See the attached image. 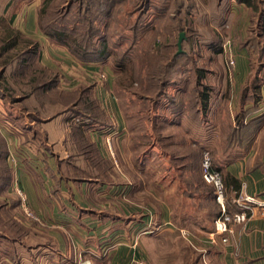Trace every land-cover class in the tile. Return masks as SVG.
I'll return each mask as SVG.
<instances>
[{"label": "rangeland", "instance_id": "rangeland-1", "mask_svg": "<svg viewBox=\"0 0 264 264\" xmlns=\"http://www.w3.org/2000/svg\"><path fill=\"white\" fill-rule=\"evenodd\" d=\"M41 1L0 0V39L12 38L18 29L39 45L20 73L24 76L12 79L11 85L5 81L7 88L0 81V136L9 133L12 138L13 133L18 137L22 135L19 131L39 122L33 117L54 119L58 112L73 106L105 121L103 126L89 125L80 115H72L68 125H75L72 130H77L74 139H82L80 148L70 149L62 139L55 142L54 151L63 145L62 156L70 162L74 157L83 165L81 178L93 182H89L91 187L96 186L91 199L112 205L113 216L120 213L121 200L135 208L122 213L119 221L127 219L126 230L114 235L119 234L125 241L128 234L140 237L150 233L149 239H144L150 263L204 264L199 240L191 238V234H199L202 225L211 226L212 204L202 199L213 195L215 188L203 176L204 154L211 165L223 169L231 157L253 147V143H247L248 135L254 133V119L248 116V110L253 108L243 111V105L255 102L240 95L244 89L261 93L264 90V51H255L248 42L251 37H259L260 11L254 14L237 0H54L42 24L46 29L61 27L93 53L87 63L96 68L84 70L79 67L84 62L66 42L37 27ZM187 4L191 7L185 13ZM222 9H226L225 19L220 23ZM261 33L264 46L262 29ZM242 48L243 59L248 63L238 74L236 57H240ZM13 52L10 49L4 55ZM37 68L45 69L41 73L44 80L53 82L46 95L31 98L29 103L15 101L25 94L20 92L24 87L22 79ZM243 71H249L245 79ZM205 86L209 95L206 112L198 104L199 92ZM86 98L93 99L95 109L85 108ZM260 129H255L254 135ZM10 137L9 146L4 142L7 153L0 159V174H10L13 180L15 170L25 168L24 161L30 155L28 149ZM41 140L45 141L43 135ZM99 182L106 183L105 187H97ZM13 187L10 194L0 192L1 200L20 201L21 208L9 210L13 219L21 226L32 221H39L38 228L45 226L41 215L29 206L24 189L17 184ZM86 187L91 189L87 184ZM162 204L174 215L177 229L170 230L159 221ZM139 222L143 224L138 225ZM233 224L237 223H230L231 231ZM118 237L106 242L103 249L111 250L121 242ZM140 261L149 264L144 259L132 260L130 264Z\"/></svg>", "mask_w": 264, "mask_h": 264}, {"label": "crops", "instance_id": "crops-1", "mask_svg": "<svg viewBox=\"0 0 264 264\" xmlns=\"http://www.w3.org/2000/svg\"><path fill=\"white\" fill-rule=\"evenodd\" d=\"M240 52V57H236L238 74L240 70H245L244 63H248L243 59L245 49L242 48ZM79 67L85 70L92 66L91 63L84 62ZM248 72H242L244 79ZM240 96L251 98L255 102L247 106L244 102L243 105V111L253 108L251 111L248 110V116L255 122L253 132L255 133L257 128L260 129L262 123L263 126L258 131V135L252 132L253 134L250 133L247 137V143L249 142L250 145L253 143V147L246 153L231 157L223 169L221 168L226 190L225 199L228 206L232 207V198L237 190L264 196V90L261 93L256 89H244ZM239 101L242 102V99ZM57 114L54 119L40 120L27 130L19 131L18 133L22 135L19 134L18 137L12 133L15 143L28 149L30 156L24 161L25 168L15 170V178L6 186L4 192L10 194L15 184L24 189L29 206L41 215L45 226L40 225L38 228L39 221H32L31 224L23 227L16 220L11 225L13 231L2 232L3 236L0 237V264H79L82 260L89 261V264H126L135 259L148 261L150 257L144 243L149 239L150 233H144L140 237L128 234L129 236L124 238L125 241L122 240V236L118 237L123 229L126 230L125 226L128 222L127 219L119 221L123 218L122 213L127 214L130 208L132 210L135 208L121 200L120 213L113 216L110 211L114 209L112 205L108 207L101 199H91L90 193L96 186L91 187L93 182L89 181L91 182L89 183L81 178L84 175L83 165H79L74 157L72 162L67 159L68 157H63L61 154L63 145L59 151H54L53 147L57 140L63 139L64 143L67 141L70 149H77V146L80 148L81 144V141L74 139L77 130L73 131L72 127L75 125L71 127L68 125L70 114L65 111ZM117 126L120 127L118 123ZM92 129L95 130L96 127ZM50 132L55 135L52 136ZM41 135L45 144L41 140ZM3 136L8 143L11 135L4 133ZM86 184L91 189L87 190ZM95 185L101 188L105 187L106 183L99 182ZM86 191L87 193L89 191V194ZM83 194L85 198L81 199L80 195ZM6 203L8 211L10 209L13 211L15 206L21 208L18 200L6 201ZM96 208L100 211H95ZM102 208L105 211H102ZM158 210L159 221L161 220L165 227L170 230L178 228L177 220L167 205H160ZM185 223L184 220L182 225ZM142 224L139 222L138 225ZM209 224L210 227L202 225L198 235L191 234L192 239L199 240L204 264H264L263 215L253 214L246 221L233 224L232 231L227 234L225 241L222 240L221 234L212 235V220ZM22 229L24 231L17 236ZM114 233L119 234L114 235ZM116 237L121 239V242L109 251L104 250L105 243ZM148 263L157 264L149 261Z\"/></svg>", "mask_w": 264, "mask_h": 264}, {"label": "trees", "instance_id": "trees-1", "mask_svg": "<svg viewBox=\"0 0 264 264\" xmlns=\"http://www.w3.org/2000/svg\"><path fill=\"white\" fill-rule=\"evenodd\" d=\"M54 0H42L41 4L37 10V27L41 30H43V32H45L46 34H49L51 37H53L56 40L62 41V42H66V46L68 48H71V51H73L74 53H76V55L80 58V60L82 62H87V58H90L92 56L93 53L87 51L84 47L81 46V44L79 45L77 43V37L73 36L71 37V35H69V33H66L67 31H65L64 29H62L60 27V29H46L44 27V25L42 24V20L44 15L47 12L48 7L50 6V4L53 2ZM183 3V1H181ZM181 2H179L180 4H182ZM237 2L243 3L245 6H248L252 12L255 14L256 12L260 11V23H259V32H258V36H262L259 35L261 33V29L262 32L264 31V0H237ZM220 6V4H219ZM191 7L190 4L186 5V9H185V13H187V11L189 10L188 8ZM225 10L226 9H222V17L220 19V23L224 22L225 19ZM100 14H102V12H99ZM103 14H106V11L104 10ZM262 34V33H261ZM12 38L8 37L7 39H0V57L4 56L1 60H0V81H2V83L5 85V88H7L5 81L11 85L12 79L15 80V78L18 77H22L25 74H20L22 71H25V67L26 64L29 63L30 59L33 57V55L37 52L38 50V43L36 41H34L33 39L22 35V33L17 29L16 31H14V34L11 36ZM258 37H251L248 39V42L253 46L254 50L257 51L259 50H263L264 51V46L261 45V39ZM101 52H104V46L101 47ZM10 49H14V52L8 56H5L4 54L8 52V50ZM100 54V52L98 53ZM17 62H16V61ZM16 66H15V63ZM118 64V63H117ZM13 66L12 71L10 72V74H8V69L10 67ZM118 65H121V63H119ZM122 67V66H121ZM43 71H46L43 68H37V69H33L32 71L29 72V74H27V78L22 79L23 83L21 84L22 86H24L23 88H21L22 94L21 96H19V98L15 99V101H25L27 103L30 102L31 98H39L41 99L43 96L46 95V91L48 90L49 86L53 84L52 81H50L51 79L45 81L43 78ZM42 73V75H41ZM202 75V74H201ZM162 82H165V80H162ZM52 82V83H51ZM19 85V84H18ZM244 89V88H243ZM158 94H161L158 93ZM69 98V96H68ZM79 99V97H78ZM88 101L87 103V107L85 108H89V109H95V105H94V101H92L93 99L89 100L88 98H86ZM77 101V100H76ZM201 107V109L203 111L206 112V110L209 107V95H208V87L205 86L200 92H199V103H198ZM74 105V104H73ZM72 105V106H73ZM34 107V105L31 104V108ZM28 109V106L27 108ZM68 110V111H67ZM64 111V110H63ZM65 111H67L70 116L72 115H80L81 120L85 121L86 124H99V125H105V121L102 122L101 119H97L98 117H93L88 111H81L79 108H75L74 106L71 108H67L65 109ZM183 111V110H180ZM32 114V113H31ZM34 120L40 121L42 119H38V117L36 118H32ZM1 134V133H0ZM3 136H0V159H2V156L5 158L6 156V145H5V140H2ZM4 139V138H3ZM82 139L79 138L78 142L81 141ZM3 152V153H2ZM3 158V159H4ZM216 165V163H215ZM220 166V165H219ZM219 166H214L211 165L210 169L211 170H217L220 172L221 175V179L223 182V186L225 187V183H224V178L223 175L221 174V168ZM12 181L11 175L9 174L8 176L4 177L3 175L0 174V192H3L4 189L6 188V186H8ZM213 187V186H212ZM214 190V187H213ZM239 190L236 191V193ZM214 192V191H213ZM202 200H207L208 202H211V206L212 209L209 210L210 212V219L213 221L215 220V217L218 216L220 214V206L218 201L216 200V194L215 192L213 193V195H204ZM7 203L4 200L0 199V237L3 236V233H8L13 231V229H11V225L14 224V222H16L15 220L12 219V216L9 214L8 209L6 208ZM225 206L227 207L228 210H233L234 208L232 206H228V203L226 202L225 199ZM3 217V218H1ZM183 218L186 219V216ZM13 228V226H12ZM213 229V226H212ZM3 232V233H2Z\"/></svg>", "mask_w": 264, "mask_h": 264}, {"label": "built area", "instance_id": "built-area-1", "mask_svg": "<svg viewBox=\"0 0 264 264\" xmlns=\"http://www.w3.org/2000/svg\"><path fill=\"white\" fill-rule=\"evenodd\" d=\"M232 62V61H231ZM204 170L203 176L208 181L211 182L215 188L216 200L221 206L220 214L215 220V231L213 234H228L231 232L230 223H242L250 215L254 213H259L264 216V196L253 195L244 192L236 193L232 198L233 204L236 208L233 210L226 209L225 197H224V186L221 179L220 172L217 170H211V164L208 161V157L204 154L203 162ZM227 237H223L222 240H226ZM82 264H89L88 261ZM130 264V263H126ZM135 264H145L143 261L136 262Z\"/></svg>", "mask_w": 264, "mask_h": 264}, {"label": "water", "instance_id": "water-1", "mask_svg": "<svg viewBox=\"0 0 264 264\" xmlns=\"http://www.w3.org/2000/svg\"><path fill=\"white\" fill-rule=\"evenodd\" d=\"M182 36H183V34L181 33L179 36L178 42H177V45H178V51L177 52H180V42H181Z\"/></svg>", "mask_w": 264, "mask_h": 264}]
</instances>
